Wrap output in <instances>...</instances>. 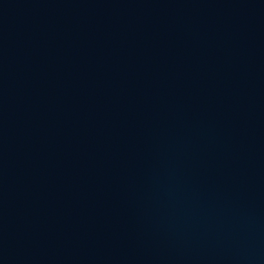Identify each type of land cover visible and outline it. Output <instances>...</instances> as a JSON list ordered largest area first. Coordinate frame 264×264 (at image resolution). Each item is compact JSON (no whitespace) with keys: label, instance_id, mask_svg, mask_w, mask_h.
<instances>
[{"label":"water","instance_id":"1","mask_svg":"<svg viewBox=\"0 0 264 264\" xmlns=\"http://www.w3.org/2000/svg\"><path fill=\"white\" fill-rule=\"evenodd\" d=\"M0 264H264V0H0Z\"/></svg>","mask_w":264,"mask_h":264}]
</instances>
